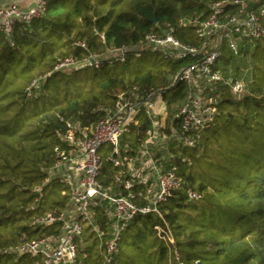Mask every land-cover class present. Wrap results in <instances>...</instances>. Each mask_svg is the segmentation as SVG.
Here are the masks:
<instances>
[{
	"label": "trees",
	"instance_id": "obj_1",
	"mask_svg": "<svg viewBox=\"0 0 264 264\" xmlns=\"http://www.w3.org/2000/svg\"><path fill=\"white\" fill-rule=\"evenodd\" d=\"M217 1L49 0L40 17L15 25L10 35L0 32V264L33 263L12 249L24 235L40 238L61 229L33 225L32 219L64 210L70 199L56 179L44 183L55 147L64 144L60 132L66 120L92 127L133 89L164 88L166 126L160 131L170 134L171 124L179 128L187 85L172 78L203 53L170 59L144 47L146 37L172 28L185 44L207 48L194 26L181 22L208 16ZM115 48L125 49V60L110 55ZM90 54L99 55V67L55 70L65 57L82 60ZM252 57V80L241 97L220 84L205 91L218 113L202 130L200 144L167 142L164 164H179L182 185L158 204L159 213L135 216L111 261L105 258L110 227L100 211L94 222L106 236L84 226L83 241L78 240L80 254H87L83 264H264V36ZM151 127L142 115L140 125L122 137V148L126 143L138 148ZM117 171L106 161L102 183L113 184Z\"/></svg>",
	"mask_w": 264,
	"mask_h": 264
},
{
	"label": "built area",
	"instance_id": "obj_2",
	"mask_svg": "<svg viewBox=\"0 0 264 264\" xmlns=\"http://www.w3.org/2000/svg\"><path fill=\"white\" fill-rule=\"evenodd\" d=\"M48 2L35 0L32 6L25 8L11 2L0 7V32L10 35L15 25L40 17L47 10ZM263 17L262 0H221L211 5L208 16L181 22L194 26L196 35L207 45L205 49L185 44L176 38L172 28L164 36L148 35L146 43H151L170 59L197 57L203 53L200 60L183 68L172 78V83L187 85V100L177 115L180 118L179 128L171 124L170 134L160 131L166 126L164 88L133 89L122 95L115 109L92 127L66 120L65 128L60 132L64 144L55 147V160L47 170L44 183L54 179L62 182L66 186L62 192L69 191L70 199L64 210H49L32 219L33 225L61 224V229L40 238L24 235L21 244L12 251L33 258L31 264H83L87 254H80L78 240L83 241L84 226L93 225L100 238L106 236V231L94 222L101 211L110 227L105 258L111 261L122 230L135 216L151 211L159 213L158 204L182 185L179 164L165 165L167 152L164 151L170 140L190 147L200 144L202 130L214 122L218 113L216 101L211 100L205 91H213L217 84L229 87L237 97L248 91L249 79L236 76L237 72L222 63L221 58L226 49L234 55L240 53L237 37L245 38L252 45L263 37ZM80 44L85 46L83 42ZM244 52L247 53V50ZM110 55L125 60V49L115 48ZM86 65L99 67V55L90 54L82 60L65 57L55 70ZM250 69L252 71V65ZM144 114L152 123L147 131V140L135 150L127 143L122 148V137L140 125ZM107 145L110 150L105 154L103 147ZM157 151L162 152V157H155ZM188 159L183 157L180 160ZM106 161H111L118 168L113 184L105 185L100 179ZM35 191L38 193L35 201L39 203L43 199L42 185L37 186ZM189 195L193 199L197 197L194 192Z\"/></svg>",
	"mask_w": 264,
	"mask_h": 264
},
{
	"label": "rangeland",
	"instance_id": "obj_3",
	"mask_svg": "<svg viewBox=\"0 0 264 264\" xmlns=\"http://www.w3.org/2000/svg\"><path fill=\"white\" fill-rule=\"evenodd\" d=\"M236 43L240 49V53L238 55H234L229 49H226L224 55L221 58V62L226 65H229L232 70H235L237 72L236 76H239V77L245 76L250 81L251 75H252L250 65L253 60L252 49L255 44L252 45V42H248L245 38H242V37H237ZM144 47H150V48L157 50V48H155V46L152 45L151 43H146ZM246 50H247V53L244 52ZM226 74H228V71H226ZM109 150H110L109 145L103 147V152L105 154ZM57 184L60 187H63V188L66 187L65 184H63L62 182H59Z\"/></svg>",
	"mask_w": 264,
	"mask_h": 264
},
{
	"label": "crops",
	"instance_id": "obj_4",
	"mask_svg": "<svg viewBox=\"0 0 264 264\" xmlns=\"http://www.w3.org/2000/svg\"><path fill=\"white\" fill-rule=\"evenodd\" d=\"M35 0H0V7L6 6L11 2L19 4L21 7H30L34 4Z\"/></svg>",
	"mask_w": 264,
	"mask_h": 264
},
{
	"label": "water",
	"instance_id": "obj_5",
	"mask_svg": "<svg viewBox=\"0 0 264 264\" xmlns=\"http://www.w3.org/2000/svg\"><path fill=\"white\" fill-rule=\"evenodd\" d=\"M153 21H156V18L155 17H153Z\"/></svg>",
	"mask_w": 264,
	"mask_h": 264
}]
</instances>
